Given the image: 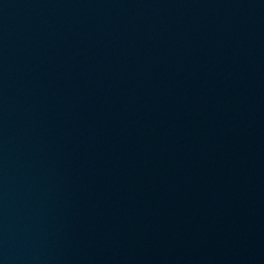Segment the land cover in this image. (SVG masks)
<instances>
[{
  "label": "water",
  "instance_id": "1",
  "mask_svg": "<svg viewBox=\"0 0 264 264\" xmlns=\"http://www.w3.org/2000/svg\"><path fill=\"white\" fill-rule=\"evenodd\" d=\"M0 264H264V0H0Z\"/></svg>",
  "mask_w": 264,
  "mask_h": 264
}]
</instances>
